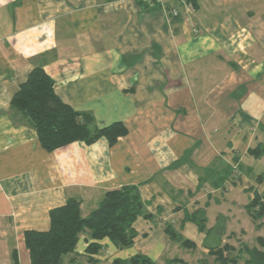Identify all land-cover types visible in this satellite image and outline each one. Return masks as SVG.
<instances>
[{
	"label": "crops",
	"instance_id": "1",
	"mask_svg": "<svg viewBox=\"0 0 264 264\" xmlns=\"http://www.w3.org/2000/svg\"><path fill=\"white\" fill-rule=\"evenodd\" d=\"M175 7L177 16L169 0H0V264H31L24 232L47 231L66 200L86 216L128 185L149 215L134 221L133 243L104 238L88 262L84 230L65 264H130L138 254L185 264L168 256L181 245L166 226L211 257L230 238L218 215L206 226L212 203L234 208L237 191L245 207L264 194V0ZM35 67L95 127L122 122L126 135L44 150L10 106ZM198 210L203 231L187 218Z\"/></svg>",
	"mask_w": 264,
	"mask_h": 264
},
{
	"label": "trees",
	"instance_id": "2",
	"mask_svg": "<svg viewBox=\"0 0 264 264\" xmlns=\"http://www.w3.org/2000/svg\"><path fill=\"white\" fill-rule=\"evenodd\" d=\"M53 85V80L44 69L35 67L10 101L12 109L28 118L44 150L51 152L75 141L91 144L101 137L112 146L119 137L126 135L127 129L122 122L95 127L92 116L64 103L55 93ZM245 208L256 219L262 218L264 194L260 196L255 193ZM138 216L149 217L144 213V204L136 186L128 185L107 191L97 207L86 216L82 214L80 201L70 198L62 206L50 210V227L47 231L24 232L31 264H65L64 257L74 250L79 234L84 230H88L90 235L85 255L88 262H94V256L102 249L100 241L104 238L119 247L133 243L136 236L133 223ZM187 218L200 230H205L203 211H194ZM166 232L184 248H194L192 241L183 238L170 226H166ZM258 245L243 247L248 256L246 264H264V238L258 237ZM231 248L224 243L211 248L209 252L216 261L225 264L229 260L225 252ZM128 262L153 264L148 257L139 254Z\"/></svg>",
	"mask_w": 264,
	"mask_h": 264
},
{
	"label": "rangeland",
	"instance_id": "3",
	"mask_svg": "<svg viewBox=\"0 0 264 264\" xmlns=\"http://www.w3.org/2000/svg\"><path fill=\"white\" fill-rule=\"evenodd\" d=\"M257 164L261 165L264 170V160L257 162ZM261 171L262 170H260V172ZM218 196L220 197L219 194ZM235 196L237 205L234 208L226 205V202H224L221 197L219 199V204H215L216 202L212 203V206H210L211 208L208 211V223H206V226L210 227L211 222L214 220L215 216L218 215L219 218L216 222H219L221 227L226 228V233L230 238L225 239L228 242L227 244L233 247L225 252V255L229 258L225 264H246L248 256L243 247L247 246L252 248L259 246L258 237L260 236L264 238V216L260 219L253 217L243 206L246 201L242 199L241 194L235 191ZM222 214L224 216H220ZM216 229L217 228L214 227L212 233H214ZM168 254V256H171L172 258H181L185 261V264H222L216 261L214 256L210 257L203 255L199 249L190 250L181 246H175V248H172Z\"/></svg>",
	"mask_w": 264,
	"mask_h": 264
},
{
	"label": "built area",
	"instance_id": "4",
	"mask_svg": "<svg viewBox=\"0 0 264 264\" xmlns=\"http://www.w3.org/2000/svg\"><path fill=\"white\" fill-rule=\"evenodd\" d=\"M170 3H171V9H170V14L172 16H177L178 15V10L177 8L175 7V5L179 2H181L182 0H169Z\"/></svg>",
	"mask_w": 264,
	"mask_h": 264
}]
</instances>
